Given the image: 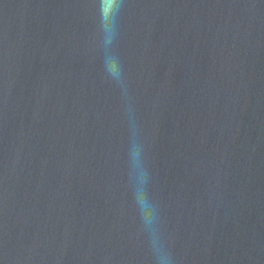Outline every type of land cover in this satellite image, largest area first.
<instances>
[{
    "label": "water",
    "instance_id": "1",
    "mask_svg": "<svg viewBox=\"0 0 264 264\" xmlns=\"http://www.w3.org/2000/svg\"><path fill=\"white\" fill-rule=\"evenodd\" d=\"M0 264H264V0H0Z\"/></svg>",
    "mask_w": 264,
    "mask_h": 264
}]
</instances>
